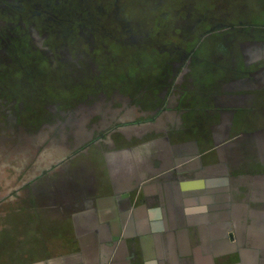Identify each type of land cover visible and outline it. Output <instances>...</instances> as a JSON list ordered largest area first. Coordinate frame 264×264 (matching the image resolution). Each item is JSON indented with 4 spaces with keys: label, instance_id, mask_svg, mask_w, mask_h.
<instances>
[{
    "label": "crops",
    "instance_id": "obj_1",
    "mask_svg": "<svg viewBox=\"0 0 264 264\" xmlns=\"http://www.w3.org/2000/svg\"><path fill=\"white\" fill-rule=\"evenodd\" d=\"M219 25L0 264H264V14Z\"/></svg>",
    "mask_w": 264,
    "mask_h": 264
},
{
    "label": "rangeland",
    "instance_id": "obj_2",
    "mask_svg": "<svg viewBox=\"0 0 264 264\" xmlns=\"http://www.w3.org/2000/svg\"><path fill=\"white\" fill-rule=\"evenodd\" d=\"M263 14L264 0H0V240L53 200L58 226L99 139L151 109L222 20Z\"/></svg>",
    "mask_w": 264,
    "mask_h": 264
}]
</instances>
